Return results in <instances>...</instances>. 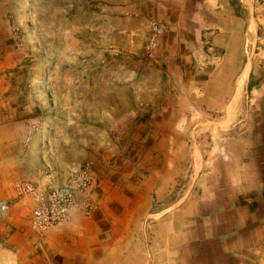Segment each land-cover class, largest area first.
Returning a JSON list of instances; mask_svg holds the SVG:
<instances>
[{
    "label": "crops",
    "instance_id": "obj_1",
    "mask_svg": "<svg viewBox=\"0 0 264 264\" xmlns=\"http://www.w3.org/2000/svg\"><path fill=\"white\" fill-rule=\"evenodd\" d=\"M151 3L166 84L150 86L147 129L127 132L125 148L112 132L96 146L39 132L23 141V123L0 117V264H264V140L235 129L251 124L245 95L264 91L262 80L249 89L262 77L264 19L255 0ZM210 6L226 13L211 40ZM85 164L97 171L94 209L32 231L36 202L19 183L62 184Z\"/></svg>",
    "mask_w": 264,
    "mask_h": 264
},
{
    "label": "rangeland",
    "instance_id": "obj_2",
    "mask_svg": "<svg viewBox=\"0 0 264 264\" xmlns=\"http://www.w3.org/2000/svg\"><path fill=\"white\" fill-rule=\"evenodd\" d=\"M154 6L151 0H0V117L23 123L19 132L8 133L23 141L31 132L86 136L96 146L112 132L120 137L115 151L126 147L127 132L143 133L150 86L166 84L157 64L164 30ZM255 6L264 19V0ZM218 11L210 6V40L226 18ZM155 28L160 32L152 61L147 44ZM261 67L262 77L252 76L249 89L264 83ZM245 100L242 117L251 124L235 129H254L264 140V91ZM105 150L100 144L92 151Z\"/></svg>",
    "mask_w": 264,
    "mask_h": 264
},
{
    "label": "built area",
    "instance_id": "obj_3",
    "mask_svg": "<svg viewBox=\"0 0 264 264\" xmlns=\"http://www.w3.org/2000/svg\"><path fill=\"white\" fill-rule=\"evenodd\" d=\"M159 32L155 28L147 44V55L152 61L157 58ZM18 187L20 196L36 202L29 224V228L36 233L60 227L78 209L90 213L94 209L93 195L100 190L98 176L91 164L82 165L73 171L62 184L40 187L30 181H23Z\"/></svg>",
    "mask_w": 264,
    "mask_h": 264
}]
</instances>
